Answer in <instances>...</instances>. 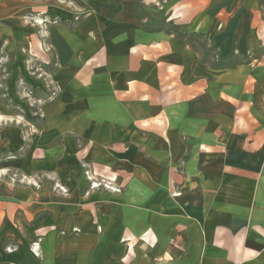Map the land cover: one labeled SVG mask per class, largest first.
I'll return each instance as SVG.
<instances>
[{
    "label": "crops",
    "instance_id": "obj_1",
    "mask_svg": "<svg viewBox=\"0 0 264 264\" xmlns=\"http://www.w3.org/2000/svg\"><path fill=\"white\" fill-rule=\"evenodd\" d=\"M149 2L80 1L40 131L0 114V264H264L261 0Z\"/></svg>",
    "mask_w": 264,
    "mask_h": 264
},
{
    "label": "rangeland",
    "instance_id": "obj_2",
    "mask_svg": "<svg viewBox=\"0 0 264 264\" xmlns=\"http://www.w3.org/2000/svg\"><path fill=\"white\" fill-rule=\"evenodd\" d=\"M80 1L0 0V114L7 117L2 121L3 125H18L25 140L31 132L36 134L40 131L45 106L56 101L61 92L56 77L59 63L55 60L49 33L60 27L72 31L77 23L92 13L90 9L82 7ZM148 1V6L161 8L169 0ZM138 15L150 17L143 12V8ZM167 16L168 19L173 17V11ZM161 23L165 24L164 21L150 22L148 19L143 26L157 27L163 25ZM168 27L183 35L178 32L177 26L169 24ZM186 38L188 41L194 40L196 47L203 42L200 35L195 33ZM90 167L99 180L113 177L105 173V169ZM47 177L51 176L44 174L35 177L39 183L36 186L39 187L41 179ZM54 181L55 191H59V184ZM34 244L41 246L40 241L31 243V249L36 255H41V247L36 251Z\"/></svg>",
    "mask_w": 264,
    "mask_h": 264
},
{
    "label": "built area",
    "instance_id": "obj_3",
    "mask_svg": "<svg viewBox=\"0 0 264 264\" xmlns=\"http://www.w3.org/2000/svg\"><path fill=\"white\" fill-rule=\"evenodd\" d=\"M262 10L264 11V0L262 2ZM86 169H85V175L89 181V192L94 191L96 189H100V188H104L107 190H110L111 192H119L121 191V187L118 186L117 182H116V177H108L107 179H97L95 177V173L92 167H90L89 165H87L86 163L83 164ZM58 188L60 191H62L63 193H67V188H65L63 185H58ZM40 246L39 244H34V249L37 251L39 250Z\"/></svg>",
    "mask_w": 264,
    "mask_h": 264
}]
</instances>
